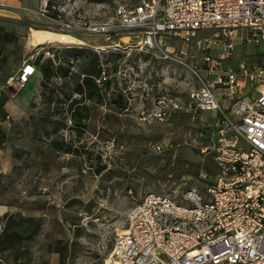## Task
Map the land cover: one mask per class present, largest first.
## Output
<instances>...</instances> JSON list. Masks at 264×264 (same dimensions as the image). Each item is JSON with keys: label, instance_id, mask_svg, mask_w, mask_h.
<instances>
[{"label": "rangeland", "instance_id": "rangeland-1", "mask_svg": "<svg viewBox=\"0 0 264 264\" xmlns=\"http://www.w3.org/2000/svg\"><path fill=\"white\" fill-rule=\"evenodd\" d=\"M47 1L46 17L0 19V26L17 36L0 56V87L8 96V118L0 123L6 137L0 147V233L14 222L23 225L22 233L33 234L17 254H0V264H105L115 228L146 194L180 195L184 187L202 189L203 175L214 179L216 120L213 113L191 109L162 122L145 120L161 99L177 98L188 106L197 78L183 65L161 64L139 53L135 35L107 42L85 31L107 21L117 6L140 0ZM39 33L62 42L41 41ZM235 42L229 65L239 60L264 65V40L255 46L240 32ZM93 45L107 48L99 52L103 71L95 80L100 102L74 92L81 60H71L75 77L52 80L50 105L34 74L14 86L38 53L53 49L67 67L60 52L68 47L94 52ZM75 99L80 103L71 111L79 110L81 125L70 119ZM155 145L161 150L154 151Z\"/></svg>", "mask_w": 264, "mask_h": 264}, {"label": "built area", "instance_id": "built-area-1", "mask_svg": "<svg viewBox=\"0 0 264 264\" xmlns=\"http://www.w3.org/2000/svg\"><path fill=\"white\" fill-rule=\"evenodd\" d=\"M0 10L46 17L49 7L47 0L35 10L0 2ZM85 31L107 42L135 35L139 53L197 78L188 106L161 99L145 120L191 109L213 113L217 126L214 179L203 175L202 189L180 195L146 194L115 228L105 264H264V65H229L238 33L255 46L264 40V0H140ZM93 46L98 55L107 49ZM27 68L14 86L33 75Z\"/></svg>", "mask_w": 264, "mask_h": 264}, {"label": "trees", "instance_id": "trees-1", "mask_svg": "<svg viewBox=\"0 0 264 264\" xmlns=\"http://www.w3.org/2000/svg\"><path fill=\"white\" fill-rule=\"evenodd\" d=\"M95 3H103L106 0H91ZM49 10H51V4H48ZM17 42V36L13 33L8 32L4 29L3 26H0V56L6 50L9 44H14ZM48 53V55L46 54ZM55 53V58H54ZM53 58H50V56ZM49 56V57H47ZM61 58V63L66 64L67 67L60 65V59L57 56V52H53V49H49L46 52H40L36 55L34 62L31 63V67L34 70V73H38L41 77L40 86H41V96L45 104L50 105L52 100V90L49 88L53 79H69V75H72L70 68L71 60H81V69L78 73V82L76 83L74 92L82 97L83 99H98V102L101 101V96L99 94L98 86L96 85L95 80L101 78L103 71L102 63H100V56L91 51L83 48H70L64 49L59 53ZM59 61V64L55 65L56 61ZM79 77H81L79 79ZM106 81H104L105 83ZM8 102V96L4 93L3 89L0 87V123L6 121L8 114L5 110V105ZM122 99H119V104L121 106ZM80 101L75 99L70 103V119L75 125H81L80 123V113L79 110L71 111V108L75 105H79ZM79 134H82L83 130L77 129ZM6 142V137L3 135V132L0 129V147ZM53 144L57 145V143ZM21 226V228H19ZM22 224H16L14 222H9L4 226L3 231L0 233V254L4 252H10L17 254L21 249V244L24 241L30 240L33 234L30 232L22 233Z\"/></svg>", "mask_w": 264, "mask_h": 264}, {"label": "crops", "instance_id": "crops-1", "mask_svg": "<svg viewBox=\"0 0 264 264\" xmlns=\"http://www.w3.org/2000/svg\"><path fill=\"white\" fill-rule=\"evenodd\" d=\"M37 0H0L1 3L7 4V5H22L25 7H28L32 10H35L37 8L36 4ZM31 15V13H13L8 11L0 10V19H19V15ZM158 63L164 64L160 61H157ZM32 79L37 80L39 83L41 81V77L38 73H33ZM28 82V81H27ZM4 214L2 211H0V215Z\"/></svg>", "mask_w": 264, "mask_h": 264}, {"label": "bare ground", "instance_id": "bare-ground-1", "mask_svg": "<svg viewBox=\"0 0 264 264\" xmlns=\"http://www.w3.org/2000/svg\"><path fill=\"white\" fill-rule=\"evenodd\" d=\"M38 38L41 40V41H60L62 42L61 38H56V39H53V37L49 34H43V33H39L38 34ZM28 73H34V70L32 67L28 66L27 70H26Z\"/></svg>", "mask_w": 264, "mask_h": 264}]
</instances>
